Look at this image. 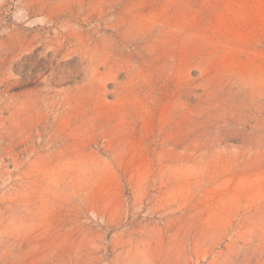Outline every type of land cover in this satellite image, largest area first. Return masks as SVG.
Masks as SVG:
<instances>
[{
  "label": "rangeland",
  "instance_id": "1",
  "mask_svg": "<svg viewBox=\"0 0 264 264\" xmlns=\"http://www.w3.org/2000/svg\"><path fill=\"white\" fill-rule=\"evenodd\" d=\"M0 264H264V0H0Z\"/></svg>",
  "mask_w": 264,
  "mask_h": 264
}]
</instances>
